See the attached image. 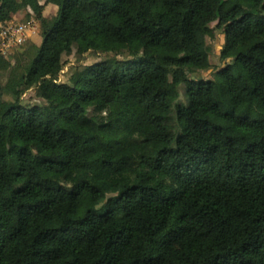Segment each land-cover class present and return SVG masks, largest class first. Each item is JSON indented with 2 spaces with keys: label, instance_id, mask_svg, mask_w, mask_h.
Returning <instances> with one entry per match:
<instances>
[{
  "label": "trees",
  "instance_id": "trees-1",
  "mask_svg": "<svg viewBox=\"0 0 264 264\" xmlns=\"http://www.w3.org/2000/svg\"><path fill=\"white\" fill-rule=\"evenodd\" d=\"M21 10L42 40L0 50V264H264V0H0V23ZM70 47L111 56L58 82Z\"/></svg>",
  "mask_w": 264,
  "mask_h": 264
},
{
  "label": "rangeland",
  "instance_id": "rangeland-1",
  "mask_svg": "<svg viewBox=\"0 0 264 264\" xmlns=\"http://www.w3.org/2000/svg\"><path fill=\"white\" fill-rule=\"evenodd\" d=\"M52 8H55V11H50L51 8H49L46 12L44 11V15L48 18L53 16L55 13H57L58 6L56 4L50 5ZM34 20V31L31 35L30 38L25 42V45L23 51L28 55L29 57H33L35 54V47L39 45V43L42 40V37L39 35V22L35 19H30ZM29 22V21H28ZM33 37V38H32ZM224 35L217 31L215 37L210 38L207 37V44L209 45V53H210V59H211V65L209 68L202 70V74L206 77H211L212 73L216 68H220L222 65L225 64V61L221 60L220 58V51H221V46L223 43ZM21 47V48H22ZM111 55L107 54H98V53H86L81 61L79 62L76 55H75V48L70 47L66 50V53L63 55V69L59 74L58 82H67L69 81V78L71 76V71L72 69L79 65V63H86V64H91V63H96L100 62L102 60L108 59ZM122 58V56H119ZM6 63H10L9 61H13L12 57L10 55H5V58H3ZM180 98H183V95L181 94ZM23 102L24 103H41L42 100L39 99L36 95V89L35 88H30L24 95H23Z\"/></svg>",
  "mask_w": 264,
  "mask_h": 264
},
{
  "label": "built area",
  "instance_id": "built-area-1",
  "mask_svg": "<svg viewBox=\"0 0 264 264\" xmlns=\"http://www.w3.org/2000/svg\"><path fill=\"white\" fill-rule=\"evenodd\" d=\"M34 20L29 22L10 20L0 23V50L8 55L12 50L24 44L34 31Z\"/></svg>",
  "mask_w": 264,
  "mask_h": 264
},
{
  "label": "crops",
  "instance_id": "crops-1",
  "mask_svg": "<svg viewBox=\"0 0 264 264\" xmlns=\"http://www.w3.org/2000/svg\"><path fill=\"white\" fill-rule=\"evenodd\" d=\"M40 2L42 3V4H44V3H46V0H40ZM50 5H53V3H49V4H47L46 5V7H45V12L49 9V8H51V10L50 11H55V8H52ZM23 17H24V11L23 10H21V11H19V12H17L16 14H15V16L13 17V20H16V21H21L22 19H23ZM33 38V37H32ZM40 44V43H39Z\"/></svg>",
  "mask_w": 264,
  "mask_h": 264
},
{
  "label": "clouds",
  "instance_id": "clouds-1",
  "mask_svg": "<svg viewBox=\"0 0 264 264\" xmlns=\"http://www.w3.org/2000/svg\"><path fill=\"white\" fill-rule=\"evenodd\" d=\"M31 10V9H30Z\"/></svg>",
  "mask_w": 264,
  "mask_h": 264
}]
</instances>
